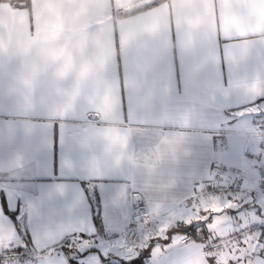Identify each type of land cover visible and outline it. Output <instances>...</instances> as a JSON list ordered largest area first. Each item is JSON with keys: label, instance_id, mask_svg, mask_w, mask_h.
Wrapping results in <instances>:
<instances>
[{"label": "crops", "instance_id": "obj_1", "mask_svg": "<svg viewBox=\"0 0 264 264\" xmlns=\"http://www.w3.org/2000/svg\"><path fill=\"white\" fill-rule=\"evenodd\" d=\"M149 1L0 0V222L16 245L18 222L34 252L86 237L95 250L81 264L142 252L147 264H206L201 244L180 241L175 226L150 241L141 228L215 211L213 199L186 200L215 164L241 162L236 112L264 108V0H162L119 16ZM129 189L152 219L132 222ZM250 205L213 230L202 223L229 232L251 218Z\"/></svg>", "mask_w": 264, "mask_h": 264}, {"label": "built area", "instance_id": "obj_2", "mask_svg": "<svg viewBox=\"0 0 264 264\" xmlns=\"http://www.w3.org/2000/svg\"><path fill=\"white\" fill-rule=\"evenodd\" d=\"M225 132H228V130H224L223 133ZM236 133L245 138V149L242 152L241 162L239 164H215L210 178L197 189L192 198L186 200V203H191L193 199H212L213 194L221 195L226 198L234 196L247 197L250 193L247 182L252 180V172L249 168V163L255 162V154L258 151V146H260L263 163H259L260 165L257 167L262 169V179L264 181V113L254 118L252 127L239 129ZM212 176H215L216 179L212 180ZM128 199L130 204V218L133 223L152 219V213L145 205L142 194L136 190L129 189ZM257 199L259 202L263 199V196L258 195ZM252 212H255L258 217L262 214L259 205L258 208L254 207ZM245 224L248 226L245 227ZM227 233L228 232L222 234H200L197 239H194L187 233H181L179 239L182 242L195 240L201 244L207 253L208 251L216 249L220 243L227 244ZM249 234L258 235L261 241L264 242V223L258 221L252 222L251 218L248 220L242 219L234 226L231 239L233 241L241 240ZM219 235H223L224 239L220 240ZM18 245L21 246L18 247L14 245L13 248L7 252L0 250V261H7V264H17V262H19V264H35L39 256H48V251L34 252L25 242ZM223 251L224 248H218L216 255H221Z\"/></svg>", "mask_w": 264, "mask_h": 264}, {"label": "snow or ice", "instance_id": "obj_3", "mask_svg": "<svg viewBox=\"0 0 264 264\" xmlns=\"http://www.w3.org/2000/svg\"><path fill=\"white\" fill-rule=\"evenodd\" d=\"M212 180H215L216 177L212 176ZM223 179V177H222ZM212 199L215 201L213 208L215 211L212 215H209V207L204 206L201 208H194L196 212L195 219H187L184 217L179 218H171L166 223L159 224L157 228V237H147L146 239L150 241L153 238H164L166 239L167 232L170 228L174 226H182V225H192L191 231L195 234L196 228L202 222H209V228L213 230V225H221L225 222H228L229 218L226 215L227 210L229 209H238L241 207L242 203H249V199H245L242 196H234L231 198H226L221 195H212ZM259 207L261 209V215L258 217L255 212L251 215L252 222H260L264 223V199L259 201ZM223 214L224 220H219L218 217ZM248 225L245 224V227ZM83 228H80L79 231H83ZM233 229L230 228V231L227 233L228 243L227 244H219L216 249L207 252L205 256L206 264H220L219 258L216 255L218 248L226 249V253L224 256V264H264V257L260 256L259 253L264 251V242L261 241L260 237L255 234H249L242 238L239 241H233L231 239ZM202 235H204L202 233ZM220 240L224 239L223 235H219ZM81 243L87 247V241H81ZM17 244V233L15 229L3 222H0V250H4L5 252L11 250L14 245ZM18 247L21 245H17ZM26 247V246H25ZM52 249L48 250V256H51ZM167 249H160L157 247L155 250V255L159 259H166ZM43 264H48V261L45 259V256L41 255L37 258ZM0 264H7V261H0ZM19 264V262H17Z\"/></svg>", "mask_w": 264, "mask_h": 264}, {"label": "trees", "instance_id": "obj_4", "mask_svg": "<svg viewBox=\"0 0 264 264\" xmlns=\"http://www.w3.org/2000/svg\"><path fill=\"white\" fill-rule=\"evenodd\" d=\"M162 0H151L149 2H146L142 5L136 6L132 9L129 10H124V11H120L119 12V16H124L127 14H130L132 12H136L139 10H143L146 9L148 7H151L152 5L160 2ZM92 202H93V206H94V214H93V221H94V225L96 227V230L99 232L102 231V219H101V214H100V209H99V205H98V201L96 199V196L92 195ZM18 225V230L20 233V237L22 238V240L27 243L28 237H27V232L25 231V229L21 228V226L19 225V223L17 222ZM192 225H182V226H175V231H178L179 233H187L189 235H191L194 239H197V237L200 234H206L207 229L206 227L203 225V223H201L195 231V234H193V232L191 231L192 229ZM81 237L83 239H85L86 237L80 236V235H72L68 238H65L60 244H58L55 248H59L62 250V252L65 254V256L67 257L68 261L70 264H81V262L76 261L77 258L82 257L85 253H87L88 251H93L95 250V248L93 247H86L84 248L82 251H79L78 249L74 248V245L71 242V239L73 237ZM54 248V249H55ZM147 257H148V253L146 252H142L139 253L136 257L127 260L125 262H121L122 264H147Z\"/></svg>", "mask_w": 264, "mask_h": 264}, {"label": "rangeland", "instance_id": "obj_5", "mask_svg": "<svg viewBox=\"0 0 264 264\" xmlns=\"http://www.w3.org/2000/svg\"><path fill=\"white\" fill-rule=\"evenodd\" d=\"M252 109H253V107L247 106V107L239 110L238 112H236L237 114L234 117V119L230 122V125H232V127L234 129H237V130L252 127L254 118L256 116H259L260 114H263L264 108H260L258 110L253 111V112H252ZM243 141H245V140L243 139ZM241 149H242V151L245 149L244 143H243V147ZM257 150L258 151L255 154V162H252V166H254V168H256V169H254V171H251L252 172V180L256 182L255 183L256 189L254 191H252V190L250 191V195L252 196V199L250 200L249 203L251 204L250 206L252 208H254V207L258 208V205H259L258 204L259 202L257 199L258 195L263 196V199H264V181L262 179L263 171L260 167H257L260 165L259 163H261V164L263 163L260 146L257 147ZM238 220L240 221L242 219L240 218ZM157 228H158V225L156 224V221H151L150 223H147L145 226H143L141 229L143 232L145 231L144 233H146L148 236L157 237L158 236V233L156 231ZM132 230L134 232H136L139 230V227L133 225ZM160 239H163V238H160ZM81 241H84V240L79 238V237H73L71 239V242L74 245V248H76V249H78V248L84 249L85 248V246L81 243ZM134 241L137 243L140 242L137 237L135 238ZM132 244L135 245L136 243H132ZM109 246L111 247L112 244H110ZM126 248H130L129 245ZM131 252L134 253V250L131 249Z\"/></svg>", "mask_w": 264, "mask_h": 264}, {"label": "water", "instance_id": "obj_6", "mask_svg": "<svg viewBox=\"0 0 264 264\" xmlns=\"http://www.w3.org/2000/svg\"><path fill=\"white\" fill-rule=\"evenodd\" d=\"M45 259L48 261V264H70L65 254L59 248L53 249L51 256H45ZM35 264H43V262L36 259Z\"/></svg>", "mask_w": 264, "mask_h": 264}]
</instances>
